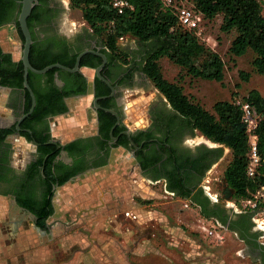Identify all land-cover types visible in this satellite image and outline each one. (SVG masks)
I'll return each instance as SVG.
<instances>
[{"label": "flooded vegetation", "instance_id": "af4514ba", "mask_svg": "<svg viewBox=\"0 0 264 264\" xmlns=\"http://www.w3.org/2000/svg\"><path fill=\"white\" fill-rule=\"evenodd\" d=\"M13 2L19 5L18 0ZM2 9L0 30L7 28L18 36L15 29L18 7L4 3ZM69 9L68 0H42L40 7L35 10L36 17L32 20L36 46L39 49L48 46L53 48L50 44L63 42L64 48L69 52L76 48L82 51H95L99 48L97 51L101 53L99 42L85 31L72 34L64 29L63 16ZM18 49L20 57V48ZM145 49L146 47L130 53L129 63L124 66L103 54L105 62L100 73L102 72V78L107 85L94 75V69L102 62L93 70L82 68L78 71L84 77L83 83L72 81L70 78H58L54 74L52 83L60 94L50 112L36 113L32 118L28 116L34 107L29 111V106L27 112H23L25 98L21 89L0 87L8 90L5 105L11 109V119L0 125V197L8 200L10 208L14 207L20 214L16 221H23L26 217L31 218L32 224L35 221L33 215L16 206V194L24 202L34 206H41L43 198H50L52 215V201L56 189L84 175L103 171L108 168L110 162L119 163L121 160L114 158L117 155H121V159L129 164L128 174L135 175L136 179L152 186L158 183L164 193L174 197L176 196L173 192L167 191V188L179 193L189 192L190 197L204 204L208 212L217 216L225 215L226 226L236 220L235 215L239 213L220 205L217 196L206 193L209 187L204 186L207 182L204 180L205 175L213 165L222 160L224 147L203 137L202 141L191 124L170 109L141 71V59ZM0 51L12 61L19 60V57L12 59L11 55L1 48ZM81 70L90 71L92 74L87 77ZM31 85L35 89L43 90L44 81L32 78ZM147 85L151 86L156 95L147 104L145 121L130 128L125 125L123 119L121 90H131L134 87L146 90ZM64 91L69 94H63ZM83 99L88 100L82 110L85 133L65 140L54 137L51 134L52 127L56 128L54 119L68 118L69 103ZM61 109L64 111H60ZM52 112L57 113L51 114ZM26 118L29 120L25 122ZM14 139L21 140L26 148L24 151L22 148L18 150L20 156L17 158L13 157L16 150ZM49 157L51 162L47 166L45 161ZM15 158L16 166L12 165ZM40 161L44 164L42 167H39ZM47 168L51 174L50 178L43 176ZM70 175L71 177H68ZM63 178L65 182L58 184ZM48 192L51 193L49 196L46 195ZM183 201L189 203L187 200ZM51 215L44 221V229L41 230L46 234L52 227L49 221ZM250 224L248 235L257 234L251 220ZM13 225L15 227V224ZM247 226L246 224L245 228ZM237 231L243 233L242 230ZM248 239L251 240V237ZM241 243L244 253L248 254L255 264H261L264 252L253 250L251 245ZM255 243L259 245L256 239Z\"/></svg>", "mask_w": 264, "mask_h": 264}, {"label": "trees", "instance_id": "16d2710c", "mask_svg": "<svg viewBox=\"0 0 264 264\" xmlns=\"http://www.w3.org/2000/svg\"><path fill=\"white\" fill-rule=\"evenodd\" d=\"M123 1L128 4L129 8L124 9L121 14H117L111 7L112 0H68L69 8L80 12L81 20L90 31V36L99 42L102 48L101 53L109 59L121 66L129 63V55L117 46V41L123 37L133 38L142 46L141 48L146 47L141 59L142 73L174 113L186 119L205 140L223 146L229 151L230 160L222 171L225 188L231 192V199L234 202L247 199L259 185L264 184V98L255 90L248 91L242 98V102L249 105L258 116L254 134L259 166L254 177L247 178L245 176L247 135L245 125L241 121L239 106L233 102L218 101L212 105V112L209 113L183 95L176 83L164 80L157 64L159 59L165 58L191 79L220 83L223 78L221 60L198 40L193 31L181 28L176 17L168 9L162 7L161 0ZM186 1L205 20L220 16L219 31L221 33L234 32V37L227 49L228 55L238 58L246 51H250L253 55L250 62L252 71L264 81V18L261 15V5L256 0ZM36 2L37 4L33 6L26 19V26L32 41L28 52L29 65L35 70L52 64H59L71 69L76 55L82 51L79 48L69 52L64 48L63 42L55 45L50 44L53 48H48V46L39 49L36 46L32 32V20L36 17L35 10L40 7L42 0H36ZM4 3L17 6L18 12L19 5H15L13 0H0V11L3 10L2 4ZM15 29L18 32L19 41L22 43L23 39L17 22H15ZM100 62L98 57L85 54L79 60V70L82 68L93 70ZM54 74L58 78H70L72 81L81 83L84 81V77L79 72L66 73L55 68L42 75H33L28 72L26 81L35 102L28 118H32L36 113L44 114L51 111L53 103L57 100L56 97L60 94L52 83ZM239 76L243 81L248 78L246 74L242 73H239ZM32 78L43 79V90L32 87ZM0 87L21 89L25 98L23 112H27L30 98L27 91L22 89L21 63L19 60L12 61L8 55H3L1 51ZM63 94L69 93L64 91ZM60 111H64V109ZM56 113L52 112L51 114ZM28 118L25 119V122L29 120ZM50 162L51 158L49 157L45 163L48 166ZM43 165L40 161L39 167ZM48 170L47 168L43 172V176L50 178L51 174ZM64 182L63 178L58 184ZM167 191L173 192L176 197L182 200L189 201L191 206L198 209L200 216L225 227L227 231L234 233L239 241L251 245L253 250L258 249L264 252V247L255 243L258 234L248 235L247 233L251 226L249 213L235 215L236 220L226 226L225 215L217 216L208 212L204 204L190 197L189 192H174L170 188H167ZM50 194L48 192L46 195ZM14 201L16 206L35 217L36 228L44 229V221L51 215L50 198H43L41 206L24 202L17 194ZM246 224L248 226L245 228ZM237 230H242L243 233ZM250 237L251 240L248 239ZM261 264H264V258Z\"/></svg>", "mask_w": 264, "mask_h": 264}, {"label": "rangeland", "instance_id": "374dc122", "mask_svg": "<svg viewBox=\"0 0 264 264\" xmlns=\"http://www.w3.org/2000/svg\"><path fill=\"white\" fill-rule=\"evenodd\" d=\"M179 1L185 6H191L186 0ZM261 15L264 18V4H261ZM220 22V16H216L211 20L203 19L198 30L195 31L198 34V40L213 51L223 64V78L220 83L191 79L165 58H161L157 62L160 74L164 80L176 83L183 95L190 98L193 103L198 104L209 113L212 112L211 108L215 102H240L247 92L251 90L257 91L264 98V81L252 71L250 66L253 58L252 53L246 51L241 57H230L227 49L234 37V32L221 33L219 31ZM63 24L64 29L72 34L80 33L81 31H85L87 34L90 32L82 22L78 10H67L63 16ZM1 38L5 41V43L2 42L4 49L10 50L11 46L9 44L12 41L16 42V50H19L20 41L13 30L7 28L0 30ZM117 46L128 55L139 51L142 47L135 39L130 37L119 39ZM18 57L19 51L16 52L13 59L16 60ZM82 73L87 77H90L92 74L87 70H82ZM239 73L246 74L248 76L247 80L243 81ZM3 95L4 93L0 91V98ZM155 95V92L149 85H147L146 90L139 87H134L131 90H121L120 98L123 103L125 125L131 128L144 122L147 104ZM87 103L88 100L86 99L70 102L69 117L66 119H54L56 128L52 127L51 134L54 137L58 135L60 140L84 134L86 129L83 123L82 110L86 107ZM198 137L204 141L200 135ZM22 149L24 151L26 148L23 146ZM20 154L23 156L22 153ZM17 156L20 155H18V150H15L13 157L17 158ZM16 158L12 161V165L14 166L17 163ZM114 158L121 161L119 163L110 162L107 169L96 172L89 177L75 179L66 185V190L70 193L71 200L78 193L77 190H80L79 193L82 196H89L88 198L93 203L91 206H87L88 208L99 206L101 203L100 199L104 198L108 201V215H117L116 218H110L114 224L100 223L98 219L101 210L98 208L95 211L97 221L93 224L92 228L90 227L91 231L95 234L91 235L89 240H68L66 237L65 239L60 238L58 240L55 239L56 237L50 239L51 237L32 224L30 217H26L22 223L16 224L17 227L16 225L14 227L13 224H15L20 214L16 212L14 207H8V200L0 197L1 204L8 211L3 219L0 220V232L5 234L9 239L10 237H13L15 240L18 239L15 242V249L10 251V254L7 251L5 255V252L0 251V254H3L0 256L1 264H55L56 261H65L71 254L80 259L81 255L78 257L74 254L80 252L76 250H79L81 247L86 250L91 249L94 252L93 249L96 245H99L105 239H111L110 241L116 242L121 247L123 246V242L125 244L126 241V243H129L127 244L128 246L131 239L136 235L140 236V242L146 244L150 242L151 245H153V242V246L155 247L152 251H147L148 254L145 253V256L143 255L144 250H142V255L139 256L142 258L140 264H255L249 255L244 253L243 244L236 238L234 233L227 231L224 227L223 230L217 228L215 224L209 223L208 219L200 216L197 208L178 197L167 195L162 191L158 183L152 186L145 181L139 180L142 189L150 188L158 191L160 194L159 199L139 200V198L132 196L130 193L129 195L126 194V199L128 203H131V200H133L137 206L139 204L140 206L150 205L149 207H145L143 211L156 209L166 217V220L154 219L148 216L146 212H135L134 208H118L116 210L117 192L123 189L122 184L131 183V179L135 178V175L129 174V178H127L129 164L124 159H121L123 158L121 155H117ZM229 160V151L223 148L222 160L213 165L204 178L207 181L204 186L209 187L206 193L215 194L219 204L226 207H230L227 201L233 202L231 197L229 200L223 198L226 188L222 179V171ZM120 174L124 175L121 176ZM122 194L124 195L125 193ZM121 199L124 198L122 197ZM83 201L85 200L83 199L80 202L82 205ZM121 204L125 205L124 202ZM183 204H186L187 207L184 208ZM66 206L68 207L69 204H66ZM137 206L135 207L137 208ZM212 225L216 228V233L221 236L219 241L205 236L204 229H210ZM119 230L125 232L126 238L122 237V234L118 232ZM20 232L26 235L15 236V233ZM54 233L57 235L58 232L54 231ZM92 236L95 239H91ZM0 246L3 247L4 245L0 244ZM52 258L54 259L53 261H51ZM92 259L93 262H97L100 257L99 255H92ZM80 264L83 263L80 262Z\"/></svg>", "mask_w": 264, "mask_h": 264}, {"label": "crops", "instance_id": "0c3cea01", "mask_svg": "<svg viewBox=\"0 0 264 264\" xmlns=\"http://www.w3.org/2000/svg\"><path fill=\"white\" fill-rule=\"evenodd\" d=\"M2 42L5 43L4 39H0V48L8 52L12 59L13 56L16 54V42L10 41L9 46H11L10 50L4 49ZM82 71V70H81ZM4 93L3 96L0 98V125L8 122L11 119V109L6 107V96L8 95V90L6 89H0ZM56 138H60L58 135H56ZM14 147L16 150H19L20 148H23V142L21 140H13ZM94 174V173H93ZM92 174L84 175L80 177L79 179L83 177H89ZM121 176L124 174H120ZM127 178H129V174L126 175ZM68 185V184H66ZM66 185L56 189L54 192V197L52 201L53 205V213L51 217L49 218L50 224H52L51 229L49 230V233L46 234L47 236L51 237L50 239H68V240H76V239H85L89 240V237L91 235H94L95 233L91 231L90 227L92 228L93 224L97 221V214H95L96 210L99 208L101 210L99 214L98 222L100 223H111L114 224L112 221V217L116 218L115 216H109V206L107 205L106 199H100V205L99 206H92L91 208H88L87 206H91L93 203L88 198L89 196H82L79 192L80 190H77V194L74 196L73 200L70 199V193L68 190H66ZM75 186H77L75 184ZM121 190L117 192L115 207L116 210L118 208L120 209H135V212H142L147 213L148 216L153 217L157 220H166V217L161 214L160 211H157L156 209H149L148 211H143L145 207H149L150 205L146 206H137L136 202H133L131 200V203H128V200L126 199V194L129 195V193L132 196H136V198H139V200L144 199H159L160 194L155 189L145 188L142 189L141 185L139 184V180L136 178L131 179V183L127 182L125 184H122ZM83 192V191H81ZM122 193H125L124 195ZM63 194V195H62ZM86 194V193H85ZM124 199H121V198ZM83 205L80 203L82 200ZM125 203L121 204V203ZM133 203V204H132ZM135 203V204H134ZM66 204H69L67 207ZM130 204V205H129ZM142 204V203H141ZM128 205V206H127ZM137 206V208L135 207ZM10 208L11 206L8 205ZM86 208V209H84ZM90 211V212H89ZM235 213H238L236 211H233ZM8 213V211L5 209V206L1 204L0 202V220L3 219V217ZM91 213V214H90ZM104 215V216H102ZM22 223L21 220L15 221V225ZM16 225V227H17ZM54 231H57V235H55ZM120 234H122V237L124 236L126 238L124 231H118ZM26 234L20 232L15 233V236H24ZM42 236V235H40ZM121 236V235H120ZM258 237V236H257ZM6 237L5 234L0 232V244L4 245L3 247L0 246V251L5 252V255L8 251V254H10V251H12L15 246V242L18 241V239H13V237H10V239ZM91 239H95L94 236H92ZM6 240V242H4ZM8 240V243H7ZM111 239H105L102 241L99 245H96V247L93 249L94 252H92L91 249H84L80 248L79 250H76L78 253H75L76 256H82L80 259H77L72 254L63 262L56 261L55 264H80L82 262L83 264H140L142 255V250H144L143 255L145 253L152 251L155 247L149 242L148 244L140 242V236L136 235L133 237L130 241V245L127 246L125 241V244L123 242V246L116 244V242L110 241ZM119 240V239H117ZM257 240V239H256ZM113 246V247H112ZM115 246V247H114ZM98 253V254H97ZM148 254V253H147ZM3 254H0V256ZM92 255H99L100 259L97 260V262H93ZM145 256V255H144ZM103 257V259H102ZM50 258V257H49ZM54 259L52 258L51 261ZM0 264H1V258H0Z\"/></svg>", "mask_w": 264, "mask_h": 264}, {"label": "built area", "instance_id": "2783aa9c", "mask_svg": "<svg viewBox=\"0 0 264 264\" xmlns=\"http://www.w3.org/2000/svg\"><path fill=\"white\" fill-rule=\"evenodd\" d=\"M256 1L260 5L264 4V0ZM161 5L176 17L177 23L181 28L187 31H193L195 36L198 37V34L195 33V31L198 30L203 21L200 13L196 12L191 6L188 7L181 4L179 0H161ZM111 7L117 14H121L124 9L129 8L128 4L123 0H112ZM234 104L239 106L241 111V121L245 125V132L247 135V163L245 166V176L247 178H252L256 174L259 166V158L256 154L255 147L256 137L254 134L258 122V116L246 103L240 101ZM227 204H229L232 210L234 209V211L238 213L250 214L253 228L258 234L257 242L264 247V184L259 185L252 193H250L247 199L238 202L227 201ZM183 207L186 208L187 205L183 204ZM209 223H212L213 225L215 224L217 228L223 229V227L212 220H209ZM213 225L210 229H204L205 236L219 241L221 236L216 233V228Z\"/></svg>", "mask_w": 264, "mask_h": 264}, {"label": "water", "instance_id": "95a60500", "mask_svg": "<svg viewBox=\"0 0 264 264\" xmlns=\"http://www.w3.org/2000/svg\"><path fill=\"white\" fill-rule=\"evenodd\" d=\"M18 3H19V11H18V14L16 16V22H17V27H18V29L21 33L22 39H23L22 43L19 44V47H20L19 61H20L21 66H22V88L27 91L29 98H30V104L31 105H30L29 111L32 110L35 102H34L33 94H32V92H31V90L27 84V81H26L28 72L33 74V75H42L45 72L55 68V69L64 71L66 73H75V72L79 71V60H80V58L83 55L90 53V54H93V55H95L101 59L102 63L94 69V75L97 79H99L100 81H102L103 83H105L107 85V82L100 75L101 68L105 62V56L97 51V50H99V48H96L95 51L83 50L80 53H78L75 57L74 65L71 69L66 68L64 66H61L59 64L48 65V66H46L40 70L33 69L28 63V52H29V47H30L32 41H31L30 33H29L27 26H26V19L30 14L31 9L33 8V6L37 2H36V0H20ZM20 120L21 119H19V121ZM16 130H18L17 126H16ZM225 191H226V192H224L225 196L223 198L225 200H229L231 197V192L227 191L226 189H225Z\"/></svg>", "mask_w": 264, "mask_h": 264}]
</instances>
